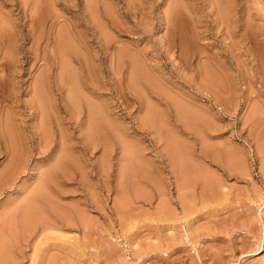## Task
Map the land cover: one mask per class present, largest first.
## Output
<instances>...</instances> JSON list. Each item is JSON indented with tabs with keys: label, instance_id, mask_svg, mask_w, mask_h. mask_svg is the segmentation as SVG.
<instances>
[{
	"label": "rangeland",
	"instance_id": "rangeland-1",
	"mask_svg": "<svg viewBox=\"0 0 264 264\" xmlns=\"http://www.w3.org/2000/svg\"><path fill=\"white\" fill-rule=\"evenodd\" d=\"M37 3L0 0V171L10 159L3 126L9 117L26 155L27 171L16 179V189L0 192V218L29 188L36 187L43 172L55 167L54 177L44 181L46 190L55 210H64L73 223L68 227L60 223L29 241L24 240L26 235L19 241L12 239L10 257L2 258L0 252V264H264V0ZM44 3L62 12L69 25H79L82 55L68 54L70 71L80 86L74 92L64 83L65 69L50 70V140L44 139L42 148H52L39 152L32 125L37 106L31 90L42 61L31 67L32 43L27 39L31 11L38 17V7ZM176 6L179 27L171 19ZM181 29L192 41L186 60L180 56ZM14 48L20 62L10 67ZM193 50L200 52L201 61L208 57L203 61L213 66L215 74L198 78ZM138 66L147 75L135 87L133 70ZM85 94L102 103L114 122V126L104 124L103 138L99 134L94 142H87L81 131H86L89 116ZM176 97L188 104L186 108H202L207 118L193 122L188 112L175 105ZM152 102L161 112L156 127L143 121L153 118L147 109ZM56 126L64 131V138ZM62 149L68 150L64 157L59 155Z\"/></svg>",
	"mask_w": 264,
	"mask_h": 264
},
{
	"label": "bare ground",
	"instance_id": "bare-ground-1",
	"mask_svg": "<svg viewBox=\"0 0 264 264\" xmlns=\"http://www.w3.org/2000/svg\"><path fill=\"white\" fill-rule=\"evenodd\" d=\"M36 3H39V0H35ZM52 1V0H51ZM56 1V0H55ZM224 1V0H223ZM44 2V0H43ZM65 2V1H64ZM75 2V1H74ZM73 2V3H74ZM95 2V1H93ZM37 3V4H38ZM59 3V2H58ZM61 3V2H60ZM226 3V2H225ZM54 4V3H53ZM95 4V3H94ZM107 5V4H106ZM110 5V4H109ZM27 6V5H26ZM31 6V5H30ZM35 6V5H34ZM100 6V5H99ZM105 6V5H104ZM108 6V5H107ZM229 6V5H228ZM37 7V5H36ZM64 7V6H63ZM89 7L90 6L89 4ZM228 8V7H227ZM27 9V8H26ZM72 9V8H71ZM76 9V8H75ZM180 9V8H179ZM68 10V9H67ZM106 10V9H105ZM26 11V10H25ZM97 11V10H96ZM104 11V8H103ZM107 11V10H106ZM110 13L111 10H109ZM224 11V10H223ZM232 11V10H231ZM1 12V11H0ZM36 12V11H35ZM38 17L37 15L34 14L33 11H31V17H30V22H29V37H28V41L32 43L31 47H30V60L29 63L31 65V67H34L38 64V62L42 61V63L39 66V72L38 74L32 78V99L34 102V105L37 106V109L34 110V119H33V128H35V130L33 129V131L35 133L34 136H36V138H38V151L41 152L44 151H49L51 150L52 146H48L49 150L47 148H42L43 146V140L45 139L46 141L50 140V133H49V129H48V120L50 118V104H51V97L49 96V89L48 87V82L50 79V70L54 67V66H58L61 67L63 69L66 70V74L64 77V83L71 86L72 88L70 90H72L73 92L75 90L73 89H77L79 88V83L76 77V74L74 72H71L70 70V64L71 62L68 59V54L69 52H76L78 54L82 53L80 52V46H79V42H78V38L81 37V31L79 29V25L75 22V23H71V25H69V23H66V21L68 20V18L65 17L64 14L56 12V10L53 8L52 4L49 3H44L41 7H38ZM179 10L176 7H173V9L171 10V15H172V21L174 22V24L178 27L181 26V22L178 20V15L180 13H178ZM21 13V12H20ZM78 13V12H77ZM102 13V12H101ZM104 13V12H103ZM106 13V12H105ZM109 13V12H108ZM232 13V12H231ZM3 14V13H2ZM27 14V13H26ZM68 14V13H67ZM96 15V13H95ZM231 15V14H230ZM72 16V15H70ZM69 16V17H70ZM104 16V15H103ZM27 17V16H26ZM76 17V16H75ZM105 17V16H104ZM222 17V16H221ZM92 18V17H91ZM108 18V17H107ZM1 19V18H0ZM11 19V16H10ZM88 19V18H87ZM16 20V19H14ZM63 20H65V23H61ZM81 20V18H80ZM93 21V19H91ZM106 20V19H105ZM104 20V21H105ZM230 20V19H229ZM71 21V20H70ZM77 21V20H76ZM86 21V20H85ZM90 21V20H88ZM103 21V19H102ZM109 21V20H108ZM231 21V20H230ZM16 22V21H15ZM229 22V21H228ZM61 23V24H60ZM87 23V22H85ZM115 23V22H113ZM183 23V22H182ZM117 24V23H116ZM186 24V23H185ZM197 24V23H196ZM97 25V24H96ZM100 25V24H99ZM23 26V25H22ZM110 26V25H109ZM167 27V25H166ZM82 28V27H81ZM172 28V27H171ZM24 29V28H23ZM70 31H69V30ZM167 29V28H166ZM16 30V29H15ZM180 30V29H179ZM6 31V29H5ZM92 31V30H91ZM232 31V30H231ZM106 32V31H105ZM104 32V33H105ZM181 33H182V29H181ZM198 33V32H197ZM98 34V33H97ZM169 34V33H168ZM167 34V35H168ZM172 35V34H170ZM26 36V35H25ZM88 36V35H87ZM93 36V35H91ZM97 36V35H96ZM110 36V35H109ZM13 37V35H12ZM204 37V36H202ZM17 38V37H16ZM93 38V37H92ZM107 39V37H105ZM114 38V36H113ZM176 38V37H175ZM4 39V38H3ZM19 39V38H18ZM112 39V38H111ZM116 39V38H114ZM199 39V38H198ZM197 39V40H198ZM202 39V38H201ZM17 40V39H16ZM15 40V41H16ZM102 40V39H101ZM113 40V39H112ZM120 40V39H119ZM194 40V39H192ZM20 41V40H19ZM86 41V40H85ZM89 41V40H88ZM94 41V40H93ZM4 42V41H3ZM8 42V41H7ZM6 42V43H7ZM12 42V41H11ZM189 42H192L191 40L187 39L185 37V35L182 33L180 34V40L178 41L180 47H181V53L180 56L183 60H186L189 57L190 54V44ZM196 42V41H195ZM1 43V42H0ZM27 43V42H26ZM109 43V42H108ZM118 43V42H117ZM122 43V42H121ZM177 43V42H176ZM24 44V43H23ZM115 44V43H114ZM194 42H193V46H194ZM205 45V44H204ZM9 46V45H8ZM87 46V45H86ZM104 46V45H103ZM122 46V45H121ZM177 46V45H176ZM202 46V45H201ZM16 47H18L16 45ZM53 47V51L51 53L50 48ZM123 47V46H122ZM130 47V46H128ZM11 47H9L10 49ZM19 48V47H18ZM25 48V47H24ZM117 48V47H116ZM125 48V47H124ZM208 48V47H207ZM206 48V49H207ZM90 49V48H89ZM132 50V47L130 48ZM129 49V50H130ZM116 50V49H115ZM196 50V48H195ZM21 51V50H20ZM90 51V50H89ZM114 51V48H113ZM121 51V50H120ZM204 51V50H201ZM210 51V50H208ZM8 52V51H7ZM94 52V51H93ZM102 52V51H101ZM119 52V51H118ZM180 52V50H179ZM194 56L196 57L195 59H197V67L198 69V78L201 80L203 77H205L206 75H211V74H215V69L213 68V66H211L209 63L204 62L203 60L205 58L208 57H204V59L201 61V59L203 58L200 54V52L198 51H194ZM25 53V51H24ZM100 53V52H99ZM106 53V52H105ZM125 53V52H124ZM127 53V52H126ZM202 53V52H201ZM204 53V52H203ZM207 54V53H206ZM205 55V54H204ZM5 56V54H4ZM12 60L10 59L9 61L10 63V67L13 64V66H18L19 62L18 59V54L16 49L14 48V50L12 49V54L10 55ZM130 56V55H129ZM135 56V55H134ZM206 56V55H205ZM101 57V56H100ZM124 57V56H123ZM138 57V56H137ZM117 58V57H116ZM20 59V57H19ZM118 59V58H117ZM194 59V58H193ZM213 59V58H212ZM94 60V59H93ZM96 60V59H95ZM143 60V59H142ZM207 60V59H206ZM114 61V60H113ZM122 61V60H121ZM129 61V60H128ZM139 61V60H138ZM220 61V60H219ZM110 62V61H109ZM130 62H132L130 60ZM135 62V61H134ZM141 62V61H140ZM73 63V62H72ZM193 63V62H192ZM9 64V63H8ZM94 64V63H93ZM113 64V63H112ZM135 64V63H134ZM139 64V63H138ZM222 64V63H221ZM220 64V65H221ZM224 64V63H223ZM131 65V63H130ZM149 65V64H148ZM73 66V65H72ZM76 66V65H75ZM132 66V65H131ZM136 66V65H135ZM140 66V65H139ZM137 67V69L134 70L135 71V75L133 77V85L136 87L137 83L140 79H142V77H145L147 75V72L141 68V67ZM150 66V65H149ZM38 67V66H37ZM85 67V66H84ZM220 67V66H219ZM75 68V67H74ZM89 68V67H88ZM114 68V66L112 67ZM193 68V66H192ZM32 69V68H31ZM56 69V68H55ZM54 69V70H55ZM77 69V68H75ZM151 69V67H150ZM220 69V68H219ZM64 70V72H65ZM73 70V69H72ZM94 70V69H93ZM147 70V69H146ZM16 71V70H15ZM70 71V72H69ZM130 71V70H129ZM153 71V70H152ZM160 71V70H158ZM193 71V70H192ZM34 72V71H33ZM32 72V73H33ZM63 72V70H62ZM96 72V71H95ZM131 72V71H130ZM161 72V71H160ZM196 72V71H195ZM193 72V73H195ZM14 73V72H13ZM35 73V72H34ZM99 73V72H98ZM9 74V73H8ZM63 74V73H62ZM156 74V73H155ZM12 75V74H11ZM120 75V74H119ZM127 75V74H126ZM151 75V74H150ZM159 76V75H158ZM12 78V77H11ZM161 78V77H160ZM227 78V77H226ZM52 79V78H51ZM153 79V78H152ZM163 79V78H161ZM160 79V80H161ZM166 79V78H165ZM194 79V78H193ZM197 79V78H195ZM97 80V79H96ZM104 80V78H103ZM112 80V79H111ZM164 80V79H163ZM162 80V81H163ZM199 80V81H200ZM227 80V79H226ZM53 82V81H52ZM104 82V81H103ZM109 82V81H108ZM153 82V81H152ZM151 82V83H152ZM157 82V81H156ZM160 82V81H159ZM170 82V81H169ZM166 82L165 83H169ZM191 82H194L191 81ZM206 82V81H205ZM107 83V82H106ZM154 83V82H153ZM173 84V83H172ZM227 84V83H226ZM229 84V83H228ZM107 85V84H106ZM156 85V84H155ZM158 85V84H157ZM160 85V84H159ZM121 86V85H120ZM167 86V85H166ZM197 86H199L197 84ZM216 86V85H215ZM232 86V85H231ZM83 87V86H82ZM170 87V86H169ZM175 87V86H174ZM202 87V86H201ZM201 87H199L201 89ZM228 87V86H226ZM70 88V87H69ZM67 88V89H69ZM164 88V87H163ZM168 88V87H167ZM166 88V89H167ZM171 88V87H170ZM173 88V87H172ZM203 88V87H202ZM230 88V87H229ZM54 89V88H53ZM82 89V88H81ZM178 89V88H177ZM175 89V90H177ZM183 89V88H182ZM205 89V88H204ZM80 90V89H79ZM83 90V89H82ZM88 90V89H87ZM109 90V89H108ZM185 90V89H183ZM71 91V92H72ZM102 91V90H100ZM174 91V90H173ZM182 91V90H181ZM198 91V90H197ZM206 91V90H204ZM55 92V91H54ZM91 92V91H90ZM134 92V91H133ZM200 92V90H199ZM31 93V92H30ZM84 93V91H83ZM95 93V92H93ZM77 94V93H76ZM80 93H78L79 95ZM82 94V93H81ZM88 94V93H87ZM85 94L86 96V104L88 107V111H89V116H88V125H87V129L86 131L83 132L82 134L85 137L86 140L89 141H95V139L93 140V138L95 137H100L99 134L101 135L103 132V127L104 124L106 125H110V126H114V122L112 123V121L109 119V116L107 115V111L105 110V108H103L102 103H100L99 101H96L94 98L89 97V95ZM101 94V93H100ZM105 94V93H104ZM152 94V93H151ZM186 93H184L185 95ZM230 94V93H228ZM74 95V94H73ZM92 95V94H91ZM103 95V94H102ZM181 95V94H180ZM77 96V95H76ZM94 96V95H93ZM106 96V95H105ZM174 96V95H173ZM188 96V95H187ZM209 96V95H208ZM102 97V96H101ZM141 97V96H140ZM182 97V95H181ZM225 97V96H224ZM56 98V97H55ZM97 98V97H96ZM129 98V97H127ZM132 98V96L130 97ZM173 98V97H172ZM185 98V97H184ZM214 98V97H213ZM75 99V98H74ZM101 99V98H100ZM31 100V99H30ZM69 100V99H68ZM71 100V99H70ZM79 100V99H78ZM133 100V99H132ZM142 100V98H141ZM149 100V99H148ZM156 100V99H155ZM192 100V99H191ZM190 100V101H191ZM195 100V99H194ZM197 100V99H196ZM201 100V99H200ZM174 103L177 107H181V109H183L185 112H188L190 115V118H192L193 122H196L198 119L202 118L203 120H205L207 117L204 116L203 114H205V111L201 109H199V107L192 105L189 108H186L188 106H186V104H184V102L181 100H177V97L174 98ZM111 102V101H110ZM125 102V101H124ZM122 102V103H124ZM129 102V101H128ZM140 102V101H139ZM192 102V101H191ZM208 102V101H207ZM225 102V100H224ZM223 102V103H224ZM78 103V102H77ZM153 103V102H152ZM158 103V102H157ZM194 103V102H193ZM112 105V103H110ZM206 104V103H205ZM105 105V104H104ZM125 105V104H124ZM145 105V104H144ZM158 105V104H157ZM197 105V104H196ZM233 105V104H232ZM129 106V105H128ZM142 106V104H141ZM164 106V105H163ZM31 107V106H30ZM204 107V106H203ZM227 107V106H226ZM111 108V107H110ZM206 108V107H205ZM128 109V108H127ZM141 109V108H140ZM148 111L151 113L150 115H152V119L149 118L148 116L145 117L143 119V121L147 124H150L151 126H155V124H160L161 123V112L156 109L155 104H149L148 106ZM209 109V108H208ZM212 109V107L210 108ZM33 110V109H32ZM87 111V110H86ZM210 111V110H209ZM216 111V110H215ZM13 112V111H12ZM138 112V110H137ZM208 112V111H207ZM214 112V111H213ZM10 113V112H9ZM139 113H141V110L139 111ZM172 113V112H171ZM138 114V113H137ZM136 114V115H137ZM117 116V114H115ZM176 115V114H175ZM218 115V114H217ZM255 115V114H254ZM64 116V115H63ZM86 116V115H85ZM114 116V117H116ZM211 116V115H210ZM7 117V116H6ZM16 117V116H15ZM120 117V116H119ZM189 117V116H188ZM254 118V117H253ZM15 119V118H14ZM164 119V118H163ZM166 119V118H165ZM186 119V118H185ZM201 119V120H202ZM5 120V119H4ZM36 120H38V122H36ZM119 120V119H118ZM122 120V117H121ZM138 120V119H137ZM13 121L10 117L6 118L5 122L3 123L4 126V135H5V144L7 145L6 147V152L10 154V159L7 160L8 162H6L5 166L3 167V169L0 171V192L2 194V192L4 190H6L7 188L14 187L15 184L17 185L16 179L19 177V175L21 173H24V171H26V155L25 153L22 151L21 148V143L18 141L17 135L15 133L14 127H13ZM109 121V123H108ZM152 121V122H151ZM214 121V120H213ZM219 121V120H218ZM170 122V121H169ZM177 122V121H176ZM68 123V122H67ZM71 123V122H70ZM138 123V122H137ZM136 123V124H137ZM142 123V122H141ZM172 123V122H171ZM179 123V122H178ZM199 123V122H198ZM22 124V123H21ZM127 124V123H126ZM218 124V123H217ZM45 127V131L41 130V127ZM66 125V124H65ZM79 125V124H78ZM193 125V124H192ZM23 127H25L24 125H22ZM126 126V125H125ZM128 126V125H127ZM141 127V126H140ZM156 127V126H155ZM168 127V126H167ZM212 127V126H211ZM21 127L19 126V129ZM113 128V127H112ZM126 128V127H125ZM130 127H128L129 129ZM176 128V127H175ZM114 129V128H113ZM155 129V128H154ZM56 130L59 132L60 128H58L56 126ZM145 130V129H144ZM61 134H60V138H64L63 134L64 131L60 130ZM120 131V130H119ZM173 131V130H172ZM179 131V130H178ZM190 131V130H188ZM169 132V131H168ZM171 132V131H170ZM119 133V132H118ZM164 133V132H162ZM207 133V132H206ZM212 133V132H211ZM81 134V133H80ZM125 134V133H124ZM148 134V133H147ZM167 134V132H166ZM174 134V133H173ZM3 135V136H4ZM31 135V133H30ZM29 135V136H30ZM154 135V134H153ZM23 136V133H22ZM26 136V135H25ZM24 136V137H25ZM57 136V135H56ZM71 136V135H70ZM107 136V135H106ZM110 136V135H109ZM108 136V137H109ZM129 136V135H128ZM31 137V136H30ZM102 137V135H101ZM160 137V136H159ZM203 137V136H202ZM33 138V137H32ZM35 138V139H36ZM103 138V137H102ZM128 138V137H127ZM20 139V138H19ZM31 139V138H30ZM29 139V140H30ZM54 139V138H53ZM105 139V138H104ZM121 139V138H120ZM171 139H175V137L173 136V138ZM22 140V139H21ZM126 140V139H124ZM168 140V139H167ZM37 141V140H36ZM60 141V140H59ZM78 141V140H77ZM115 141V140H114ZM172 141V140H171ZM206 141V140H205ZM55 142V141H53ZM50 142V143H53ZM186 142V141H185ZM128 143V142H127ZM130 143V142H129ZM159 143V142H158ZM174 143V142H173ZM178 143V142H177ZM206 143V142H205ZM208 143V141H207ZM181 144V143H180ZM27 145V144H26ZM26 145L24 146L26 148ZM31 145V144H30ZM54 145V144H53ZM70 145V144H69ZM112 145V144H111ZM131 146V144H129ZM134 145V144H133ZM208 145V144H207ZM28 146V145H27ZM73 146V145H72ZM80 146V145H79ZM83 146L87 147V145ZM124 146V145H123ZM172 146V145H171ZM182 146V145H181ZM62 147V146H61ZM127 147V146H126ZM135 147V146H133ZM82 148V147H80ZM174 148V147H173ZM24 149V148H23ZM33 149V147H32ZM35 149V148H34ZM33 149V150H34ZM58 149V148H57ZM84 149V148H83ZM88 149V148H87ZM2 150V148H1ZM29 150V149H28ZM54 150V149H53ZM76 150V149H75ZM128 150V149H127ZM136 150V149H135ZM59 151V150H58ZM30 152V151H29ZM36 152H37V148H36ZM55 152V151H54ZM67 149H62L59 152V155L62 157H64L65 155H67L68 153ZM77 152V151H75ZM111 152V151H110ZM173 152V151H172ZM175 152V151H174ZM205 152V151H204ZM35 153V152H34ZM78 153V152H77ZM132 153V152H131ZM136 153V151H135ZM177 153V152H176ZM189 153V152H188ZM30 155V153H28ZM53 154V153H52ZM109 154V153H108ZM7 155V154H6ZM45 155V154H44ZM51 155V154H50ZM2 156V155H1ZM54 156V155H53ZM79 156V155H78ZM108 156V155H107ZM127 156V155H125ZM187 156V155H186ZM185 156V157H186ZM37 157V156H36ZM42 157V156H41ZM128 157V156H127ZM134 157V156H133ZM39 158V157H38ZM49 158V157H48ZM139 158V157H138ZM28 159V158H27ZM51 157L47 160L50 161ZM53 159V158H52ZM81 159V158H80ZM110 159V157H109ZM37 160V159H36ZM46 160V159H45ZM46 160V161H47ZM102 160V159H101ZM125 160V159H124ZM127 160V159H126ZM139 160V159H138ZM35 161V160H34ZM38 161V160H37ZM42 161V160H41ZM45 161V162H46ZM57 161V160H56ZM61 161V160H60ZM107 161V160H106ZM140 161V160H139ZM36 162V161H35ZM34 162V164H35ZM51 162V161H50ZM69 162V161H68ZM74 162V161H73ZM80 162V160H79ZM150 162V161H149ZM39 163V162H38ZM40 163H44V162H40ZM47 163V162H46ZM55 163V162H54ZM52 163V164H54ZM111 163V162H110ZM146 163V162H145ZM51 164V166H52ZM60 164H62V162H60ZM143 164V163H142ZM141 164V165H142ZM190 164V163H189ZM33 165V163L31 164ZM37 165V164H36ZM34 165V166H36ZM42 165V164H41ZM48 165V164H47ZM46 165V166H47ZM59 165V164H58ZM79 165V164H78ZM141 165H138L141 170H143V167ZM184 165V164H183ZM188 165V163H187ZM193 165V164H192ZM33 166V167H34ZM40 166V165H39ZM38 166V167H39ZM43 166V165H42ZM41 166V167H42ZM45 166V164H44ZM44 166H43V170H44ZM50 166V167H51ZM55 166V164H54ZM57 166V165H56ZM64 166V165H63ZM147 166V165H146ZM30 167V166H29ZM49 167V166H48ZM49 167V168H50ZM95 167V166H94ZM97 167V166H96ZM109 167V166H108ZM194 167V166H193ZM36 168V167H35ZM67 168V167H66ZM135 168V166L133 167V169ZM38 169V168H37ZM69 169V168H68ZM120 169V167H119ZM28 170V169H27ZM33 170V169H32ZM54 170L55 167L43 172L41 174V176L38 177L37 179V185L36 187L34 186V188H29L27 190V194L25 196H23L20 201H18L15 205H11L10 207H8V209L5 211L4 215H2V217L0 218V252H1V257L2 258H6V257H10V248L13 245V240L14 241H19V237L22 238L21 235H26L24 237V240H28L29 238L33 235H38V234H45L48 231L53 230L54 228H58V224H65L67 226V224L69 223H73L71 217H69L65 212L61 211V210H55L54 206L52 205L53 203H55L52 200V196L49 195L48 191L47 192V187L44 181H46L47 179H51L54 177ZM147 170V169H146ZM36 171V170H35ZM94 171V170H93ZM27 172V171H26ZM37 172V171H36ZM40 172V170H39ZM95 172V171H94ZM98 172V171H97ZM108 172V171H107ZM111 172V171H110ZM121 172V171H120ZM34 173V172H33ZM189 172H187L188 174ZM193 173V172H192ZM60 174V173H59ZM64 174V172H63ZM77 174V173H76ZM92 174V173H91ZM186 174V173H185ZM28 175V174H27ZM34 175V174H32ZM99 175V174H98ZM109 175V173H108ZM146 175V174H145ZM199 175V174H198ZM107 176V175H106ZM24 177V176H23ZM216 177V176H215ZM35 178H37V175L35 176ZM213 178V177H212ZM19 179V178H18ZM25 179V178H24ZM62 179V178H61ZM158 179V178H157ZM22 180V179H21ZM68 180V179H67ZM143 180V179H142ZM216 180V178H215ZM24 181V180H23ZM55 181V180H54ZM102 181V180H101ZM105 181V180H104ZM114 181V180H113ZM160 181V180H159ZM211 181V179L209 178V182ZM213 181V180H212ZM20 182V181H19ZM18 182V183H19ZM48 182V181H47ZM91 182V181H90ZM115 182V181H114ZM206 182V181H205ZM21 183V182H20ZM26 184V182H23ZM204 183V182H203ZM208 183V181H207ZM216 183V182H213ZM51 184V183H50ZM91 184V183H90ZM113 184V183H112ZM119 184V183H118ZM127 184V183H126ZM210 184V183H209ZM21 185V184H20ZM87 185V184H86ZM120 185V184H119ZM207 185V184H206ZM213 185V184H212ZM23 186V185H22ZM28 186V185H26ZM65 186V185H64ZM110 186V184H109ZM117 186V184H116ZM115 186V187H116ZM160 186V185H159ZM214 186V185H213ZM29 187V186H28ZM51 187V186H50ZM58 187V186H57ZM62 187V186H61ZM111 187V186H110ZM109 187V189H110ZM114 187V186H113ZM15 188V187H14ZM17 188V187H16ZM15 188V189H16ZM65 188V187H64ZM116 189V188H115ZM49 190V189H48ZM57 190V189H56ZM111 190V189H110ZM15 191V190H14ZM60 191V190H59ZM115 191V190H114ZM141 191V190H140ZM116 192V191H115ZM117 193V192H116ZM140 193V192H139ZM226 193V192H225ZM13 194V193H12ZM92 194V193H91ZM142 194V192H141ZM88 195V194H87ZM96 195V194H95ZM12 196V195H11ZM109 196V195H108ZM10 197V196H9ZM51 197V198H50ZM55 198V197H54ZM97 198V197H96ZM125 198V197H124ZM129 199V198H128ZM88 200V199H87ZM118 200V198H117ZM97 201V200H96ZM53 202V203H52ZM125 203V202H124ZM131 203V202H130ZM75 204V203H74ZM123 204V203H121ZM120 204V205H121ZM132 204V203H131ZM118 205V203H117ZM94 206V205H93ZM92 206V207H93ZM119 206V205H118ZM123 206V205H122ZM121 208V207H120ZM124 208V206H123ZM130 209L129 206H127L124 209ZM135 208V207H134ZM58 209V208H57ZM117 209V208H116ZM122 209V208H121ZM120 210V209H119ZM246 213V212H245ZM242 214H243V210H242ZM131 218V217H130ZM77 220V219H76ZM88 220V219H87ZM133 221V220H131ZM87 222V221H86ZM91 222V221H90ZM134 222V221H133ZM133 222L131 223L133 225ZM81 223V222H80ZM129 223V220H128ZM130 224V225H131ZM76 225V224H75ZM74 225V226H75ZM78 225V224H77ZM92 225V224H91ZM129 225V224H128ZM129 225V227H130ZM65 226V227H66ZM73 226V225H72ZM71 226V227H72ZM89 226V225H88ZM255 226V225H254ZM64 227V228H65ZM68 227V226H67ZM90 227V226H89ZM247 227V226H246ZM93 228V227H92ZM252 228V226H251ZM95 229V228H94ZM55 230V229H54ZM91 230V229H90ZM88 232V231H85ZM91 232V231H90ZM41 236V235H40ZM39 236V237H40ZM43 236V235H42ZM41 236V237H42ZM35 238V237H34ZM13 239V240H12ZM36 239V238H35ZM34 239V240H35ZM85 239V237H84ZM21 241V239H20ZM31 242V240H30ZM56 242V241H55ZM53 242V243H55ZM22 243V242H21ZM58 243V242H57ZM56 243V244H57ZM63 244V243H61ZM84 244V243H83ZM15 245V244H14ZM52 245V244H51ZM54 245V244H53ZM64 245V244H63ZM37 246V245H36ZM60 246V244H59ZM65 246V245H64ZM19 247V246H17ZM61 247V246H60ZM63 247V246H62ZM67 247V246H66ZM53 248V246L51 247ZM50 248V249H51ZM70 248V247H69ZM68 248V249H69ZM57 249V248H56ZM14 250V249H13ZM66 250V249H65ZM64 250V251H65ZM57 251V250H56ZM62 251V250H61ZM36 252V251H35ZM76 252V251H74ZM79 252V251H77ZM48 253V252H47ZM70 253V252H69ZM57 254V253H56ZM80 254V252H79ZM78 254V255H79ZM50 256V255H49ZM77 256V255H76ZM8 257V258H9ZM48 257V256H47ZM1 258V259H2ZM53 261L56 259L55 257H53ZM71 259V258H70ZM45 261V259H44ZM62 261V260H61ZM4 262V261H3ZM10 263V261H9Z\"/></svg>",
	"mask_w": 264,
	"mask_h": 264
}]
</instances>
